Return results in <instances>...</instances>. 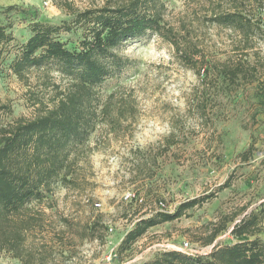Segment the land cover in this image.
<instances>
[{"label": "rangeland", "instance_id": "1", "mask_svg": "<svg viewBox=\"0 0 264 264\" xmlns=\"http://www.w3.org/2000/svg\"><path fill=\"white\" fill-rule=\"evenodd\" d=\"M125 1L0 0V25L11 23L7 32L13 37L0 46V105L6 106L0 126L32 119L68 87L54 67L31 69L22 79L9 71L32 16L6 8H29L40 21L57 24L73 11ZM224 1L160 0L168 31L120 46L117 52L129 64L96 89L97 104L99 110L115 92L111 113L132 106L130 116L113 124L99 113L88 140L71 152L70 181L54 185L17 218L30 225L23 229L21 256L1 249L0 264H142L165 251L204 256L213 245L264 241V0H243L245 14L260 26L246 40L208 21ZM170 42L189 55L198 52L201 78L178 61ZM235 65L246 74L231 81L221 68ZM205 195L211 197L178 219L150 227L115 255L137 219ZM252 212L257 230L234 236L232 226Z\"/></svg>", "mask_w": 264, "mask_h": 264}, {"label": "trees", "instance_id": "2", "mask_svg": "<svg viewBox=\"0 0 264 264\" xmlns=\"http://www.w3.org/2000/svg\"><path fill=\"white\" fill-rule=\"evenodd\" d=\"M254 1L259 5L263 2ZM224 2L223 8L219 6L221 9L209 12L208 21L236 32L243 40L254 36L260 26L245 14L243 0ZM161 7L160 0H127L117 5L73 11L68 20L57 24L40 21L36 10L31 13L29 8H6L8 11L18 9L23 15L28 12L32 16L27 20L29 36L18 46L9 62V71L22 79L31 69L54 67L68 81V87L58 94L51 107L32 119L18 118L9 126H0V250L12 251L17 258L21 256L23 229L30 225L17 218L30 202L40 201L50 193L54 185L70 181L67 176L73 160L71 152L88 140L99 113H105L113 124H120L130 116L132 106L119 105L116 115L111 113L115 108L112 103L115 92L108 95L98 110L96 89L108 79L119 77L128 66V60L117 52L121 45L147 33L162 35L168 31L162 22ZM10 27L11 23L0 25V46L13 39L11 32H7ZM73 31H79L74 39L67 36ZM170 43L178 61L201 78L204 66H196L194 59L198 52L193 50L189 55L176 42ZM221 69L231 81L246 74L236 65ZM255 72L250 74L251 78L255 77ZM203 76L207 77V73ZM5 107L0 105V111ZM249 153L250 148L242 153L244 159ZM210 197H195L179 203L171 212L156 211L137 219L124 234L115 255L127 249L150 227L178 219L186 210ZM258 222L255 212L246 214L232 226L231 233L234 236L252 235ZM217 233H213L205 244L212 243ZM142 264H264V241L256 238L213 245L204 256L191 257L173 250L165 251Z\"/></svg>", "mask_w": 264, "mask_h": 264}, {"label": "built area", "instance_id": "3", "mask_svg": "<svg viewBox=\"0 0 264 264\" xmlns=\"http://www.w3.org/2000/svg\"><path fill=\"white\" fill-rule=\"evenodd\" d=\"M183 244H184V246H183L184 249H189L187 242H184Z\"/></svg>", "mask_w": 264, "mask_h": 264}]
</instances>
